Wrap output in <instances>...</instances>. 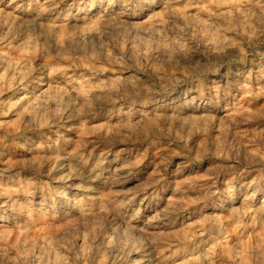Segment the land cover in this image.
<instances>
[{
  "label": "rangeland",
  "instance_id": "1",
  "mask_svg": "<svg viewBox=\"0 0 264 264\" xmlns=\"http://www.w3.org/2000/svg\"><path fill=\"white\" fill-rule=\"evenodd\" d=\"M0 264H264V0H0Z\"/></svg>",
  "mask_w": 264,
  "mask_h": 264
},
{
  "label": "bare ground",
  "instance_id": "2",
  "mask_svg": "<svg viewBox=\"0 0 264 264\" xmlns=\"http://www.w3.org/2000/svg\"><path fill=\"white\" fill-rule=\"evenodd\" d=\"M24 91H26L25 88H24V90L22 89V92H24Z\"/></svg>",
  "mask_w": 264,
  "mask_h": 264
}]
</instances>
